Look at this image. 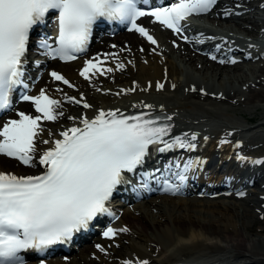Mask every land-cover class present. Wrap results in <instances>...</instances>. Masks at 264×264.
Instances as JSON below:
<instances>
[{
  "label": "snow or ice",
  "instance_id": "1",
  "mask_svg": "<svg viewBox=\"0 0 264 264\" xmlns=\"http://www.w3.org/2000/svg\"><path fill=\"white\" fill-rule=\"evenodd\" d=\"M147 3L148 0H0V111L12 109L13 94L18 87H28L24 78L30 32L45 24L49 16H55L58 27L56 47L48 39L41 40L39 47L52 59L70 61L76 59L77 53L85 51L93 25L101 18L127 22L131 25L129 31L135 30L151 45H157L156 39L138 25V18L154 17L165 28L181 34L182 21L194 14L208 13L217 0H178L150 10L139 6ZM230 14L227 10L224 13ZM182 38L188 40L187 36ZM109 57L116 58V54H104V61ZM211 58L215 60L216 56ZM104 61L99 56L85 61L80 76L91 81L97 74L103 76L112 72L113 68L105 67ZM124 67L123 63H116L117 70ZM50 75L69 88L74 87L60 73L52 71ZM156 88L163 89L164 84L157 82ZM127 91H135V88L121 89V92ZM20 98L31 102L38 115L17 112V119H9L0 126V155L29 167H35L38 162L44 170L39 175L26 176L0 171V264H25L22 253L44 252L71 240L74 233L87 229L99 215H113L108 202L117 186L125 182V174L135 172L144 164L150 146H157L155 150L160 152L176 147L188 150L197 147L193 143L197 139L195 133L190 137L187 133L183 137L175 136L171 142L166 140L172 126L160 122V118H151L150 114L126 116L119 109H99L92 118L69 116L74 122L78 120V126L74 123L60 131V138L40 140L41 144L50 146L37 158V139L44 131L41 121H55L58 115H63L56 112L60 101L50 98L43 89L39 95L24 94ZM64 99L84 109L93 107L83 94L79 99L67 95ZM144 107L151 109L152 105ZM164 119L170 121L172 117ZM48 135L52 137L53 133ZM227 142L221 141L222 144ZM251 162L264 164V160ZM175 167L179 169L181 165L177 163ZM191 167L192 162L184 164L176 174L179 184L166 180L164 190L173 194L179 192L187 179L184 173ZM127 231V228L108 227L103 236L112 239L118 232ZM97 247L100 252L105 251ZM124 264L133 262L127 260ZM137 264L149 262L142 260Z\"/></svg>",
  "mask_w": 264,
  "mask_h": 264
},
{
  "label": "bare ground",
  "instance_id": "2",
  "mask_svg": "<svg viewBox=\"0 0 264 264\" xmlns=\"http://www.w3.org/2000/svg\"><path fill=\"white\" fill-rule=\"evenodd\" d=\"M229 1L227 5H238L240 3L241 6L235 9L240 10L246 7L243 1ZM233 16L235 15L231 14L227 17L231 18ZM150 21V19H147L144 22L148 23ZM154 25L155 28L148 23V27L157 37L158 46L153 47L150 44L147 47L144 39L140 38L136 33H124L115 40H105L116 42L113 50H117L116 57L119 56L120 60L116 61L115 58L109 57L107 61H104L103 51H106L105 54H107L111 50L103 46L99 47L98 52L92 51L91 55L93 58L99 56L100 60L104 61L105 67L113 68L112 72L106 73L103 76L97 74L91 78V81H86L80 76V71L84 67L85 61L93 58H86L78 68H74L73 66L77 64V61L69 64H60L53 61L48 64L49 67L44 72L41 80L35 84L31 95H39L41 89H43L50 98L60 101L59 109H65L66 112L70 109L79 111V113L84 112L89 118L93 117L99 109L105 111L119 109V111L131 114L144 112L163 113L165 117H172L170 121L165 119L172 126L171 133L168 137H165L169 142L175 136L183 137L187 133V128L182 127L178 123L181 121L180 113L177 112V110L181 111L179 109H190L191 111L194 109L196 111L195 108H199V110L203 111V116L194 115L192 116V121L199 118L203 121L217 118L219 121L225 123L229 121L222 120L218 111L223 112L224 108L229 107H223L222 109L217 101H229V103H224H227L226 105L230 104L231 108L232 106H240V109L242 104L246 107L250 103L254 104L255 101H259L254 105L252 104V107L249 109L257 110L258 108H263L264 111V102H261L264 101V90H256L259 85H263V78L250 75V77H235V79L230 81L224 80L221 78L223 73L218 68L219 65H216L215 62H212L207 57L205 59L203 55H192L190 52H187L186 44L181 41L179 42L172 35H164V31L169 32L156 23ZM212 25L204 26L201 29L193 25L192 29H194V32L203 31L209 45L218 44L217 47L222 51V56H226L227 53L235 49H240L244 54L250 50H252V54L255 53L258 56L264 54V50L259 51L255 49L243 37L238 35L235 39V36L225 31H219L213 28ZM262 26H264V20L262 21ZM246 29L247 33H254L258 29L257 22L253 25V28ZM205 35L203 36L205 37ZM164 37H166V41H163ZM163 42H166V47H163ZM124 43H128L127 48L124 47ZM139 48L144 49L142 53L139 52ZM151 49H154V52H151ZM173 54L180 57V63L194 66L193 69L196 71L201 69L205 74H209V77L205 75L201 79L184 81V78L180 76L183 70H177L172 60L174 58ZM117 62L125 65L123 70L116 69ZM197 64L199 65L197 66ZM237 64L226 63L224 65L235 68ZM44 65V60H41L40 69ZM191 68H187L186 72L191 71ZM52 71L63 75L74 87L69 88L62 82L53 80L50 75ZM215 76H217V82H214ZM157 82L164 84V88L157 90ZM236 83L238 84L237 87ZM149 84H151V87H149ZM133 87L135 91L121 92V89L127 90ZM58 88L62 89V91H57ZM193 88L196 90L193 91ZM164 89L168 91L180 90L181 94L186 98H201L207 101H215V103L212 104L213 107H209L203 103L200 104L197 101L183 103L178 101V95L174 94L170 96L163 92ZM100 90H109L113 93V96L105 91L101 93ZM117 93L120 94L117 95ZM155 93L157 95H154ZM81 94H83L87 102L93 105L92 108L78 109L70 106V103L64 99L65 95L74 96L79 99ZM153 99H156V101ZM157 99H162L164 102L158 104ZM169 100L171 102H168ZM144 105H152V108H146ZM19 111L33 116L38 115L35 112L34 105L29 102L19 104ZM75 117H77V114ZM17 118V115L13 117V119ZM63 121L58 120L57 124L59 125ZM52 123L50 121H41L44 131L37 139L38 151L35 154L37 157L42 150L50 146L41 144L40 140L60 138L58 134L64 130L62 128L57 130L56 127H53ZM68 123L65 126L70 125ZM74 123L71 122V124ZM230 123L234 122L230 121ZM78 124L79 122L76 125L78 126ZM203 125H196V127L198 130H203ZM228 125L226 127L231 129L236 128L231 133L240 131V127L243 126L240 123ZM45 127L48 129L45 130ZM49 132H52L54 137H49ZM189 133H187L188 137L191 136ZM195 141L201 143V135L197 136ZM156 147L150 146L149 151L155 150ZM151 156L152 154H149L147 158L150 159ZM228 160L230 172L235 174L236 177L239 173L238 169L232 167L236 162L234 158ZM242 165L248 167L246 170L248 174H251L255 168L261 167V164L251 165L250 161H243ZM41 169L43 167L38 162L35 167H29L21 164L14 158L0 156V171L26 176L35 175ZM263 170L264 166L260 168V177L257 171L247 180H243L242 176H238L236 182L239 183L243 180L241 187L247 183H251L255 184L254 188L257 189L254 193H244L245 196L239 197L245 203L247 202L246 205H241L240 209L219 200H214L213 204H199L198 206V204L195 205L196 200L194 199H189L195 201L193 203L182 204V201H187V199H180L175 196L150 197L137 203L132 209L126 206L118 208V212L121 214L119 217L120 221L124 225L123 228H127L128 231L119 232V237L115 239L117 246L109 245L106 240L97 238L96 242L87 244L80 248L79 251L74 252L70 259H66L68 258L67 256H60L49 260L38 259L28 264H43V262L48 264H124L127 260H131L133 264H137V262L142 260H147L149 264H264V238L262 240L260 236L254 237L250 233L252 227H248V224H246V221L250 220L252 216L254 206L256 204L259 206L263 202L258 193V189H264ZM224 180L225 184L227 178ZM196 182L198 183V181ZM260 232H264V229H261ZM183 233L186 235H181ZM136 238H139L143 242L139 245L135 240ZM124 240L125 242H123ZM169 243H172L173 249L180 248L181 250L178 251L180 253H174L176 251H171L172 248L168 250ZM167 244L168 247H166ZM97 245L103 247L105 251L100 252ZM148 245L151 251L145 249V246ZM154 247H157V249L155 248V251H152ZM151 252H155V254ZM199 254L203 255V257H198ZM108 258H110V261H108Z\"/></svg>",
  "mask_w": 264,
  "mask_h": 264
},
{
  "label": "rangeland",
  "instance_id": "3",
  "mask_svg": "<svg viewBox=\"0 0 264 264\" xmlns=\"http://www.w3.org/2000/svg\"><path fill=\"white\" fill-rule=\"evenodd\" d=\"M235 17H237V15H235V16H233L231 18H235ZM247 18L250 19L249 20L250 24L248 26H251V28H253V25L257 22V17H255V15L252 14L251 16H248ZM225 20H226L225 32L229 33L231 31L230 24H229L227 19H225ZM222 24L223 23L221 22L220 25L222 26ZM250 30H252V29H250ZM248 34H245V36L246 37H250V39H253L254 35H248ZM124 47L127 48V46H124ZM172 60L174 61L175 66L177 67L178 71L180 69L183 70V68H185L183 73L180 74L181 78H184L183 79L184 81H192V80L201 79V78H204L205 75H208V77H209V74H205L204 71H202L201 69H199V71H196V70L193 69L194 66H190L189 64L180 63V61H177V59H175V58H172ZM263 61L264 60H261V59H257V60L254 59V60L248 61V64L250 66H247V65L245 66L244 65L245 66L244 68L241 67L242 66L241 64H239L240 66L237 64L235 68L228 67L226 65L218 66V68L221 69L220 71L223 73L221 75V78L224 79V80H227V81L233 80V79H235V77L239 78L240 76H249L250 77V75L259 76V77L264 79V62ZM80 65H81L80 63L76 64V65H74V68L75 67H79ZM198 65L199 64H197V66ZM187 68H191V71H187L186 72ZM253 76H251V77L253 78ZM216 79H217V76H215L214 82H217ZM210 82H211V79H210ZM237 86H238V84L236 83V87ZM256 90H264V82H263V85H261V86L259 85V87H257ZM163 92L168 94V95H170V96H172L174 94L178 95L179 96L178 101L183 102V103H190V102L197 101L200 104L203 103V104H205V105H207L209 107H213L212 104L215 103V101H207V100H204V99H201V98H192V97L186 98V97H184L183 94H181L180 90L179 91H168V90L164 89ZM154 95H157V93H155ZM153 100L156 101V99H153ZM157 102H158V104H160V103L162 104L164 102V100L157 99ZM224 102H228L229 103V101H217V103L220 105V108H222V109H223V107H229V108H224L223 112L218 111V114L222 117V120H227L229 122L225 123L223 121H219V119H217V118H211L210 122H209L210 123L209 126L208 125L206 126V127L210 128V126L213 125L214 126L213 128H215L213 130H209V131L206 132V137L210 141L203 144L205 146V148H207V149L212 151L211 158H214L216 153H221L222 157H224L223 152H221L220 150L213 151V149H212L213 146L215 147V146L218 145L220 147L225 148V147H228L234 141V139L239 138L240 141L242 142V146H241V148H239V152L240 151L242 152L241 154L245 155L247 157V159L255 158V159L264 160V111H263V108H258L257 110H254V109L250 110L249 108L252 107L253 103L248 104L246 107H244L243 106L244 104H242L241 109H240V106H237V107L232 106V108H231L230 104L226 105L227 103H224ZM258 102L259 101H255L254 104L258 103ZM261 102L263 103L264 101H261ZM74 106L79 108V109L83 108V107H78L76 105H74ZM195 110L196 111H194V109L192 111L190 109H187V110H183L182 109L183 112L187 111V113L190 116H194V115L195 116H197V115L198 116H200V115L203 116L204 115L203 111L199 110V108H195ZM189 111H191V112H189ZM227 112H228V114H227ZM191 114H193V115H191ZM65 117L68 118L69 115H66ZM199 119H201V118H199ZM199 119H197V120H199ZM68 121H72V120H68ZM230 121H233L234 123L242 124L243 126H241V128H245V131L242 130L240 133L236 132V134H238L237 136L233 135V134L229 135V133L225 132V131H228V129H229L228 127H226V125H228V124H229L228 126L234 125V123H230ZM185 126L188 127V126H191V124L185 123ZM224 137L227 138L225 140H227L229 142V144H225V143L222 144L221 143V141L223 140ZM208 144H210L211 148L207 147ZM175 160H177V158ZM238 165H240V164H238ZM214 166H217L219 168L221 166H223L226 169L230 168L229 165H226V167H225V163L224 162H221V164H220V162H218L217 164L214 163ZM262 167H263V164H261L260 168H262ZM260 168L257 171L258 174H259L258 175L259 177L261 176ZM215 170H216V168H215ZM215 170L213 171V168H211L210 170H208V174L207 175H211L212 176L214 174ZM211 176H209V177H211ZM191 199L196 200V202L187 199V201H182V204H189V203L195 202L196 203L195 205L198 204V206H199V204H209V203L213 204L215 202L214 200H216V201L219 200V201H222L225 204H231V205H234L235 207H238L237 209H240L241 205H243V204L246 205V203H247V202L245 203V201L243 199H234V198H231V197H227V198L220 197L218 199H206L205 200V198L201 199V198H197L196 196L193 195L191 197ZM257 207H258V205L256 204L254 206V208H253L254 210H253L252 216L250 217V220L246 221L247 222L246 224H248V227H252V231H250V233L254 237L260 236L261 239H262V238H264V232H260V230L264 229V209L262 211L260 209V211H258L257 215H256L255 214V209ZM181 235L185 236L186 234L183 233ZM135 240L138 242L139 245H140V243L143 242V241L141 242L139 240V238H136ZM123 242H125V240ZM108 243H110L109 245H113L114 246V244H112L111 242H108ZM172 246H173L172 243H169V247L170 248L168 247V244H167L166 247H168L167 248L168 250H170L172 248L171 251H176L174 253H180V252H178V251L181 250L180 248L179 249H175V248L173 249L174 246L173 247ZM155 248L157 249V247H154V249L152 251H155ZM145 249L151 251L149 249V245L145 246ZM151 253L155 254V252H151ZM108 261H110V258H108Z\"/></svg>",
  "mask_w": 264,
  "mask_h": 264
}]
</instances>
